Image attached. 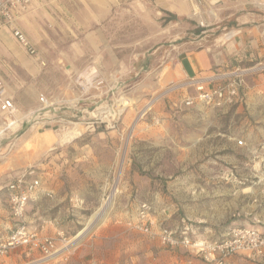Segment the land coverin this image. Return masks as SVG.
I'll return each mask as SVG.
<instances>
[{"label": "rangeland", "instance_id": "1", "mask_svg": "<svg viewBox=\"0 0 264 264\" xmlns=\"http://www.w3.org/2000/svg\"><path fill=\"white\" fill-rule=\"evenodd\" d=\"M136 13L134 22L122 14L120 23L96 42L120 54V73L107 71L111 66L103 67V58L96 55L79 66L56 58L57 71L41 77L38 93L43 101L30 106L23 97L4 116L8 124L19 119L18 126L10 124L0 134L3 209L9 212L7 185L25 174L39 180L82 179L76 186L88 197L81 210L83 227L109 200L107 215L67 250L74 236L56 241L59 252L47 262H37L41 258L37 251L24 258L19 248L0 259L13 264H63L105 218L114 213L135 219L142 203L150 206L156 226L178 231L187 227L194 240L221 241L234 228L264 231V91L255 88L263 83L264 60L237 68L262 67L243 76L235 105L187 107L184 99L195 95L182 87L187 79L157 84V69L165 59L161 52L170 48L172 29L159 23L160 15ZM147 56L151 57L146 67L132 71L133 60L139 68ZM108 59L106 55L103 62ZM101 110L111 111L112 116L99 118L96 113ZM77 129L82 133L72 140ZM71 130L73 136L67 134ZM47 134L60 139L49 145L43 141ZM14 224L18 222L10 220V226ZM186 251L198 264H210ZM226 264H264V255L239 253Z\"/></svg>", "mask_w": 264, "mask_h": 264}, {"label": "crops", "instance_id": "2", "mask_svg": "<svg viewBox=\"0 0 264 264\" xmlns=\"http://www.w3.org/2000/svg\"><path fill=\"white\" fill-rule=\"evenodd\" d=\"M257 1L264 4V0ZM254 2L205 0L197 4L187 0H36L25 12L17 15L11 25L0 21L3 98L10 99L14 107L21 103L23 97H27L30 106L45 98L38 93L41 77L44 73L57 71L56 58L62 64L79 66L85 58L96 55L103 58V67L111 66L107 71L120 73V54L113 49L107 51L96 42L103 40L104 32L110 31L112 25L120 23L122 14L131 20L138 16L137 10L160 15L156 16L159 23L167 30L172 29L170 48L161 52V59H165L157 69V84L160 86L261 63L264 60V8ZM13 30L26 36L36 50L35 56L26 53L13 37ZM106 55L109 61L103 62ZM150 57L144 58L139 68L137 60H133L132 71L146 67ZM255 88L264 91V79ZM5 115L0 111V134L9 128ZM18 120L12 125L18 126ZM76 131L74 136L72 130L67 133L73 136L72 140L82 133L80 129ZM58 139L47 134L43 141L53 145ZM79 182L82 184L83 180L59 176L40 178V187L31 196L24 212L28 228L57 242L75 237L79 230L85 228L81 210L88 197L84 189L76 186ZM163 215L169 218V214ZM133 219L114 213L105 218L65 257L63 264H198L196 257L186 250L169 249L157 238L131 230L126 223ZM10 220L15 221L10 211L0 205V243L5 242L18 225L11 227ZM19 250L24 258L36 253L26 247H19ZM13 263L10 259H0V264Z\"/></svg>", "mask_w": 264, "mask_h": 264}, {"label": "built area", "instance_id": "3", "mask_svg": "<svg viewBox=\"0 0 264 264\" xmlns=\"http://www.w3.org/2000/svg\"><path fill=\"white\" fill-rule=\"evenodd\" d=\"M35 1L0 0V21L11 25L16 16L25 12ZM187 1H193L197 4L205 2V0ZM254 3L264 8V4L259 3L257 0ZM12 35L28 55L35 56L36 50L24 34L18 30H13ZM260 69L262 67L255 66L248 69H234L218 72L206 77L187 79L182 84V87L191 88L195 95L193 97H186L183 104L190 107L195 103H199L213 108L235 105L240 100L244 84L243 76ZM3 93L4 84L0 80V111L11 114L14 110V105L10 99L3 98ZM40 101H43V98ZM39 187V179H28L25 174L17 177L7 185L9 211L18 222V225L8 239L0 243V256H5L12 249L26 247L29 251H37L41 254V258L37 262H47L58 253L54 238L41 236L35 231H31L24 222L25 208L31 196ZM150 210L148 204L142 203L138 209L136 218L128 221L126 224L135 232L150 238H157L167 248H182L192 251L210 264H226L231 256L239 253L253 256L264 255V231L262 230L260 231L255 228H234L228 231L221 241L194 240L188 236L189 229L187 227L178 231L161 225L156 226L151 219Z\"/></svg>", "mask_w": 264, "mask_h": 264}, {"label": "bare ground", "instance_id": "4", "mask_svg": "<svg viewBox=\"0 0 264 264\" xmlns=\"http://www.w3.org/2000/svg\"><path fill=\"white\" fill-rule=\"evenodd\" d=\"M229 37V36H228ZM150 103V102H149ZM148 103V104H149ZM150 105V104H149ZM115 113V112H114ZM96 115L101 118V119H108L112 116V112L108 111V110H101L98 111L96 113ZM20 121V120H18ZM12 124V122L10 121L9 125ZM9 127V126H8ZM113 198V197H112ZM111 206V202L109 200L105 201L102 206L97 210V212H95L94 214H92L91 216H89V219H87L88 224L85 228H89L92 225H94L97 221L102 220L107 214V211H109L108 209ZM86 222V223H87ZM97 225V224H96ZM99 226V225H98ZM85 228H83L81 231L79 230V232L76 234L75 237H73V239L69 242V244L64 248V249H68V247L71 246L72 243H75L76 241L79 240V237L82 236V234H84L85 232ZM95 229V228H94ZM61 251V250H60ZM59 252V251H58Z\"/></svg>", "mask_w": 264, "mask_h": 264}, {"label": "water", "instance_id": "5", "mask_svg": "<svg viewBox=\"0 0 264 264\" xmlns=\"http://www.w3.org/2000/svg\"><path fill=\"white\" fill-rule=\"evenodd\" d=\"M88 229H89V228H85V232H84V234L88 231ZM84 234H82V236H83ZM79 238H81V236H80Z\"/></svg>", "mask_w": 264, "mask_h": 264}]
</instances>
